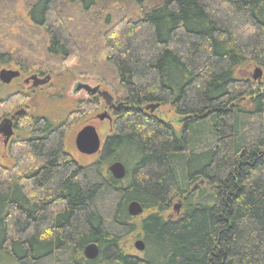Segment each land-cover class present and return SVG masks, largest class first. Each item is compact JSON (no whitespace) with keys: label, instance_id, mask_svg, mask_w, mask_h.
<instances>
[{"label":"trees","instance_id":"16d2710c","mask_svg":"<svg viewBox=\"0 0 264 264\" xmlns=\"http://www.w3.org/2000/svg\"><path fill=\"white\" fill-rule=\"evenodd\" d=\"M23 2L52 58L79 56L95 32L100 82L122 109L86 165L65 152L61 124L28 119L12 166L0 165V262L264 264V82L236 76L247 63L264 71V0ZM150 104L187 118L176 130ZM113 161L125 166L120 180ZM175 198L183 211L165 218ZM131 200L140 217L127 213ZM130 234L144 242L138 255L122 246ZM91 242L98 255L86 259Z\"/></svg>","mask_w":264,"mask_h":264},{"label":"rangeland","instance_id":"374dc122","mask_svg":"<svg viewBox=\"0 0 264 264\" xmlns=\"http://www.w3.org/2000/svg\"><path fill=\"white\" fill-rule=\"evenodd\" d=\"M11 2L14 3L13 7H11ZM112 3L115 2H108L109 5H114ZM24 10L23 0H0V52L7 53L11 58V63L0 65V69H15L19 66V68H22L20 69L23 70L22 72L25 75L35 72L38 74L47 73L50 76V80L43 88L29 94L27 99L23 96L25 88L22 87L19 80H15L10 84L7 83L6 85L0 84V119L3 118L6 113L12 112L13 109L22 107L25 104L28 106V114L25 115L27 117L23 118L26 124L30 125L28 119L31 116L33 117L37 115L45 116L46 119H49L53 124H61V127L65 129L63 136L64 150L70 152L74 157L73 159L78 164H90L98 159L100 151L91 155L80 154L74 145L76 133L86 123L90 122V124H93L96 127L100 141L103 143L105 137L115 131V128L113 127L114 122H101L92 118L103 113L105 110V104L100 98L96 100L97 104H93L90 101V105L86 106V110H75L83 107L81 101L83 98H86L82 95V92H74V82L83 80L93 86L96 81H99L102 89L109 93V87L100 82L103 77L100 73V69L104 70L103 65L105 60L102 45L99 43L96 44L93 40L96 36L93 31L90 34L91 37H93L92 39L86 37L88 38L90 45H75L77 46L75 53L78 52L79 56H70L69 58L62 60V58H52L49 55H45L44 31L27 21L24 16ZM126 10H128V8H126ZM93 13L94 11L87 17L94 18ZM114 15L117 16V13L114 12ZM79 18L80 15L77 16L75 20L64 21V23L69 29L76 28L80 21ZM114 24H116L115 18L114 20L112 19L111 26ZM77 32L80 31L77 30ZM81 33L82 32L77 35H81ZM94 62L96 64H93ZM255 74H257L256 78H253ZM236 76L238 78L248 79L252 77L260 83L264 82L263 69L251 63H247L239 68ZM97 78H99V80ZM103 79L105 80L104 77ZM115 97L116 94H113L112 99L115 100ZM79 99L82 100L78 103L77 101ZM92 99L94 98L92 97ZM146 111L148 110L146 109ZM152 113L156 114V117L161 118L163 121L170 123L176 130H178L182 124L178 121L179 118L169 105H160L152 111ZM112 115V120L115 121L117 115L115 113ZM2 137H0V165L11 167L12 159L10 158V155L8 156L6 146H3ZM197 183H199V181L195 182L193 187H197ZM180 203L181 200L175 198L169 209L163 213L164 217L175 218L179 216L183 211V207H181ZM176 205L179 206L178 210H175L174 208ZM133 221L136 220L134 219ZM136 239H139L137 234H130L122 240V246L126 252L134 255L140 254V251L136 250L133 246ZM0 264L13 263L5 260V262H0Z\"/></svg>","mask_w":264,"mask_h":264},{"label":"water","instance_id":"95a60500","mask_svg":"<svg viewBox=\"0 0 264 264\" xmlns=\"http://www.w3.org/2000/svg\"><path fill=\"white\" fill-rule=\"evenodd\" d=\"M258 74V72H257ZM254 76V78H256V75ZM18 75L17 71H11V70H6V69H2L0 71V80L4 83H8L12 78L16 77ZM34 78V77H32ZM49 77L47 76L45 79H36L35 81V85L37 84H44L48 81ZM83 87L85 89H87L90 94H94L96 89L93 87H90L88 85H83ZM77 88H80V86H78ZM99 95L102 96L106 102L109 104V106H112L111 104V95L106 92H99ZM154 107L156 105H153ZM119 104H117V106H115V109H118ZM105 115L104 114H100L99 118H103ZM187 117H182L179 119L180 121H184L186 120ZM189 118V117H188ZM9 119H5L2 122H0V132H4L5 135L4 136V143H6V141L8 140V138L11 136L12 134V130H11V126L9 125ZM75 147L76 149L83 153V154H87V155H91L94 154L96 152L99 151V147H100V141L98 138V135L95 131V128L91 125H86L83 128H81L76 136H75ZM108 171L110 172V174L112 175V177L114 179L120 180L125 176V167L124 165L120 162V161H114L112 162L109 166H108ZM175 210H178L179 206L176 205L174 206ZM143 211L142 206L140 205V203H138L137 201L131 200L128 205H127V213L131 216H138L141 215ZM135 247L138 250H143L144 248V243L142 242V240H137L134 243ZM83 255L86 259H94L97 257L98 255V246L95 243H88L84 246L83 248Z\"/></svg>","mask_w":264,"mask_h":264},{"label":"flooded vegetation","instance_id":"af4514ba","mask_svg":"<svg viewBox=\"0 0 264 264\" xmlns=\"http://www.w3.org/2000/svg\"><path fill=\"white\" fill-rule=\"evenodd\" d=\"M11 61L7 64H10ZM0 65H6V63L4 64H0ZM2 69H6V70H11V71H17L18 72V75L14 78H12L8 83H13L15 80H19L20 83L22 84V87L25 88L24 89V92L23 93V96L26 97V99L28 98L27 96H29V94H32L34 92H36L37 90H40L41 88H43L46 83L49 82L50 80V76L45 73V74H38V73H31L29 75H25L23 74L22 70L19 68V66H17V68H1L0 71ZM38 77V78H44L45 76H48L49 77V80L44 83V84H38V85H34V82H35V79H33L32 77ZM0 84H4L6 85L7 83H4L0 80ZM98 84L99 85V90H103L100 83H98V81L95 82L94 85ZM83 85H88V86H91L90 84H88L87 82L83 81V80H79V81H76L74 82V92H82V95L85 96L86 99L83 98L82 99H79L77 102L79 103L80 100H82L81 102L83 103V107L79 108V109H75V110H78V111H82V110H86V106H89L90 105V101L91 100H97L98 98L102 99L104 104H105V110L103 111V113H105L104 117L103 118H99V115H96L94 117H92L93 119H97L98 121H101V122H104V121H107L109 123L111 122H114L113 123V127L115 126V121L112 120V117H113V113H119L120 110L122 109L121 107V102H116L114 99H112L111 103H112V106H109L108 104H106V102L104 101V99L96 92L94 94H90V92L85 89L83 87ZM78 86H80V88H77ZM92 97L94 99H92ZM117 104H119L120 107H118V109H115L114 107L117 106ZM25 105V104H24ZM22 106V107H19V108H15L13 109L12 112H9V113H6V115L0 119V121L4 118H9L11 120V130H12V136L6 141V143H4V138H3V146H6V151L8 153V156H9V148L14 144L12 143L14 140H15V137L18 136V135H24L23 134V129L25 127V120H23V118H25L28 113H27V107L28 106ZM108 109V110H107ZM150 110V109H149ZM102 114V113H101ZM37 116H42L43 115H37ZM36 117V116H35ZM45 117V116H44ZM86 125H92L94 128H95V131H96V127L93 125V124H90V122L86 123L84 126ZM81 129V128H80ZM18 132V133H17ZM112 132V131H111ZM96 133L98 134V132L96 131ZM112 134V133H110ZM108 134L105 139L110 135ZM0 135H5L4 132H0ZM99 135V134H98ZM105 139L103 140V143L105 141ZM103 143H101V148H102V145ZM101 148H100V151H101ZM65 152L70 155L72 158H74L70 152H68L67 150H65ZM80 153V152H79ZM100 153V152H99ZM82 154V153H80Z\"/></svg>","mask_w":264,"mask_h":264},{"label":"bare ground","instance_id":"6f19581e","mask_svg":"<svg viewBox=\"0 0 264 264\" xmlns=\"http://www.w3.org/2000/svg\"><path fill=\"white\" fill-rule=\"evenodd\" d=\"M47 76H45L44 78H38V77H36V76H34V78L33 79H35V81H36V79H45ZM49 80V79H48ZM35 83V82H34ZM35 85V84H34ZM38 85V84H37ZM90 87H94L95 89H96V91H95V93L97 92L98 94H99V92H103V91H106V90H99V85L98 84H96V85H93V86H90ZM107 92V91H106ZM102 97V96H101ZM103 98V97H102ZM104 99V98H103ZM104 101L106 102V100L104 99ZM111 101H112V98H111ZM106 104H108L107 102H106ZM109 105V104H108ZM153 105H156L155 107H157L158 106V104H150V105H148V108L152 111L155 107L153 106ZM5 119H7V118H4V119H2L0 122H2L3 120H5ZM9 119V118H8ZM179 119H180V117H179ZM10 120V119H9ZM179 121V120H178ZM9 125L11 126V120L9 121ZM114 162V161H113ZM112 163V162H111ZM110 163V164H111ZM122 163V162H121ZM109 164V165H110ZM123 164V163H122ZM108 165V166H109ZM124 165V164H123ZM108 166H107V168H108ZM125 167V166H124ZM108 170V169H107ZM125 172H126V169H125ZM110 173V172H109ZM112 176V175H111ZM135 201V200H134ZM130 202V201H129ZM128 202V203H129ZM139 203V202H138ZM128 205V204H127ZM143 212V211H142ZM137 240H142V239H136L135 241H134V243L137 241ZM142 242H143V240H142ZM134 243H133V246L135 247V245H134ZM144 243V242H143ZM145 246V245H144ZM135 249L136 250H138L136 247H135ZM144 249V248H143ZM138 251H142V250H138Z\"/></svg>","mask_w":264,"mask_h":264}]
</instances>
